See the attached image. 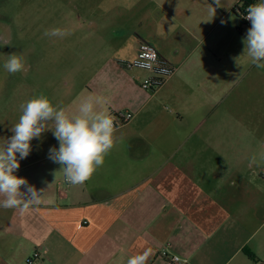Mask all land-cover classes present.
<instances>
[{"label":"crops","instance_id":"0c3cea01","mask_svg":"<svg viewBox=\"0 0 264 264\" xmlns=\"http://www.w3.org/2000/svg\"><path fill=\"white\" fill-rule=\"evenodd\" d=\"M149 1L134 17L124 7L140 0L84 1L99 12L84 16L86 44L73 52L92 71L63 83L65 103L49 100L72 114L85 98H102L98 110L133 118L116 127L115 146L82 185L64 184L48 158L59 147L51 131L31 141L15 175L45 191L24 214L0 207V264H28L34 252L41 258L32 264H127L145 251L146 264H164L166 244L184 264H264V158L253 162L251 142L234 139L230 109H214L234 99L236 84L250 90L251 69L236 77L221 30L231 12L237 17L236 0L224 9L212 0L214 16L205 0ZM139 41L177 67L154 93L140 87L144 71L116 64L134 58ZM10 102L0 111V147L22 114Z\"/></svg>","mask_w":264,"mask_h":264},{"label":"rangeland","instance_id":"374dc122","mask_svg":"<svg viewBox=\"0 0 264 264\" xmlns=\"http://www.w3.org/2000/svg\"><path fill=\"white\" fill-rule=\"evenodd\" d=\"M85 0H0V111L4 101L10 99L11 108L21 112L20 101L25 96L44 94L49 99L60 98L61 105L68 99L70 86L63 83L73 78H87L92 70L82 65L83 53L73 49L83 47L87 40L88 26L84 16L99 12V5H89ZM214 1V0H213ZM222 9L228 1L219 0ZM254 3L259 0H252ZM209 6L212 0H205ZM151 1L140 0L139 4L124 7V14L141 15L151 9ZM118 9V8H117ZM122 9L113 13L122 12ZM216 12H221L220 8ZM235 12L230 13L229 21L221 25L224 30V44L233 51L236 77H242L244 70L251 69L250 90H243L241 83L236 84L233 100L222 102L219 110L230 109L235 126L234 139L248 140L252 144L251 156L264 158V69L255 67L244 54L242 38L247 28L237 29L238 19ZM61 28L67 35L60 37L44 36L46 29ZM76 50V49H75ZM23 57L25 68L15 74L4 69L8 55ZM80 65V66H79ZM37 80V81H36ZM246 93V97L244 96ZM59 102V101H58ZM57 102V103H58ZM219 118V124L225 125ZM257 264L261 262L256 261Z\"/></svg>","mask_w":264,"mask_h":264},{"label":"clouds","instance_id":"9594fccd","mask_svg":"<svg viewBox=\"0 0 264 264\" xmlns=\"http://www.w3.org/2000/svg\"><path fill=\"white\" fill-rule=\"evenodd\" d=\"M214 4L219 7V0H214ZM209 10L214 16L215 8L209 5ZM246 13L243 18L250 21L251 27L242 38L245 46L243 55L246 54L255 67L264 69V0L249 5ZM43 34L63 37L68 33L61 28H52ZM145 66L151 70L150 64ZM24 68L22 56L8 55L4 63L8 73L15 74ZM102 103V98L89 96L79 104L76 112L69 114L65 108L54 105L47 96L40 94L20 105L22 114L11 127L13 135L0 147V207L24 214L41 202L45 190L38 191L15 173L20 160L29 156L31 141L46 131H51L59 143L58 148L53 146L49 149L48 158L61 166L59 171L67 183L82 185L103 166L105 157L116 143V126L110 114L98 110ZM148 258L149 252L145 251L128 258L127 264H146Z\"/></svg>","mask_w":264,"mask_h":264},{"label":"built area","instance_id":"2783aa9c","mask_svg":"<svg viewBox=\"0 0 264 264\" xmlns=\"http://www.w3.org/2000/svg\"><path fill=\"white\" fill-rule=\"evenodd\" d=\"M243 0H236L237 12L241 18V26H245L247 30L251 27L250 21L244 19L246 16V9L244 7ZM117 66L124 70L139 69L146 73L140 87L148 92L154 93L160 90L165 84L174 76L177 72V67L170 64L165 60L155 49L153 45L146 41H139L136 56L132 59H118L116 60ZM151 65V70L145 65ZM161 69H166V72H161ZM115 126H121L133 118V114L128 111L119 112L114 115ZM64 184H69L64 178ZM170 245L166 244L160 251V256L163 259L164 264H184L185 262L180 259L179 256L171 254L169 252ZM41 255L39 252H34L32 256L27 260L28 264H32L36 260H39Z\"/></svg>","mask_w":264,"mask_h":264},{"label":"trees","instance_id":"16d2710c","mask_svg":"<svg viewBox=\"0 0 264 264\" xmlns=\"http://www.w3.org/2000/svg\"><path fill=\"white\" fill-rule=\"evenodd\" d=\"M242 3H243V5H244V7L253 4V3H252V0H243ZM237 17L239 18V23H238V25H237V29H238V28L241 27L242 24H241V18H240V16H239V14L237 15ZM244 253L247 254L248 257H250L251 259H253V256H252L251 254H249V252H248L247 249H244Z\"/></svg>","mask_w":264,"mask_h":264}]
</instances>
